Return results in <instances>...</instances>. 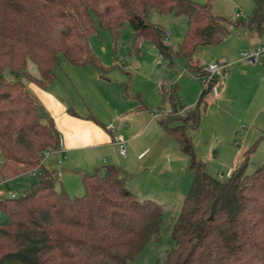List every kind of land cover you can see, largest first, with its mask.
<instances>
[{
	"label": "trees",
	"instance_id": "trees-1",
	"mask_svg": "<svg viewBox=\"0 0 264 264\" xmlns=\"http://www.w3.org/2000/svg\"><path fill=\"white\" fill-rule=\"evenodd\" d=\"M253 2L248 17L231 22L192 0H0V176L39 172L22 195L0 197V264H128L161 228L160 206L138 199L112 165L83 173L79 195L54 189V171L42 166L37 153L58 150L59 137L25 81L44 88L62 62L100 68L89 36L104 29L115 42L125 24L131 49L148 39L168 54L164 31L147 19L149 10L184 17L175 55L186 61L197 46L218 44L230 26L264 36V0ZM27 59L37 77L25 70ZM4 69L11 78L3 76ZM193 74L200 77L202 71ZM213 81L201 84L196 103L183 114L175 113L176 91L170 88L171 112L158 119L192 173L170 230L173 245L165 264H264V162L244 172L250 146L228 177H213L185 134L197 127L199 106L207 103Z\"/></svg>",
	"mask_w": 264,
	"mask_h": 264
},
{
	"label": "rangeland",
	"instance_id": "rangeland-1",
	"mask_svg": "<svg viewBox=\"0 0 264 264\" xmlns=\"http://www.w3.org/2000/svg\"><path fill=\"white\" fill-rule=\"evenodd\" d=\"M192 1L200 4L206 3L213 14L231 22L236 20V12L241 13V17H248L254 6L253 0ZM170 18L174 20L173 25L169 22ZM147 19L167 32L169 37L162 39V45L169 47L168 54L158 51L148 39H142L135 52L129 46L130 29L126 24L115 42L106 30L99 29L89 36L88 42L94 55L106 71L94 66H88L86 70L97 69L99 78L103 74L109 79L104 83L105 93L100 92L97 88L92 92V96L91 88L88 86V88L81 87L83 94H78L79 88L75 83L77 80L69 68L78 69L65 62L55 67V79L47 83L46 86L53 88L55 84H63V86L68 85L69 87L73 83L74 88L71 95L74 97V101H80L79 107L82 113H87V109H84L86 105L90 107L91 112L109 113L112 106L116 108L115 103L112 102L115 98L120 102L117 111H121L129 105V102L131 103L132 95L136 94L144 104V109L140 110L139 116L146 115L150 119L156 118L154 119L156 122L171 112V108L168 106L170 88H175L176 91L177 111L175 113L183 114L182 110H188L194 106L202 87L200 77L194 75L193 71H196L197 68L202 71L210 62L217 61L219 58H224L227 62L238 58L240 52L246 48V45L241 43L238 38L239 35L243 36L245 27L230 26L222 41L216 45L197 46L190 60L186 61L175 55L176 44L185 31L183 17L159 14L149 10ZM251 36L254 41L262 38L255 32H252ZM159 55L161 59L157 61ZM240 60L241 65L239 66L242 67L237 68L232 65L231 69H243V75L235 77V80L228 85L224 97L218 101H213L209 93L207 103L199 106V123L195 128L198 129L188 127L185 130V134L191 140L195 157L203 159L201 161L204 162L208 159L206 170L213 177L220 173L223 175L225 172V168L221 167L228 165V162H225L226 149L228 151L231 148L246 150L252 146L244 169L245 173H251L255 167L264 162L263 89L262 85L254 82V72L245 67L251 66V64ZM25 70L31 76H38L35 65L29 59L26 60ZM106 72L108 75L104 74ZM2 74L6 79L12 76L7 69H4ZM85 84L83 82L84 86ZM124 86H126L128 96L123 94ZM25 87L31 92L26 81ZM77 95L81 96V99H78ZM106 100L111 102L109 109L106 108ZM178 108L183 109L179 110ZM152 109H169L170 111L165 115L153 117L148 112ZM149 130L150 127L146 128L144 138ZM243 136L246 138V142ZM162 138L165 143L160 140L157 142L151 140L147 145L149 152L145 155L144 161L151 159L154 167L146 169L142 173L136 190H129L138 199H150L160 206L161 228L158 236L148 239L135 256L128 261V264H165V252L173 245L170 230L179 212L182 198L188 191L192 180V173L187 167L186 155L180 151L172 138L166 134ZM42 152H38L37 155L40 156ZM52 158L44 159L42 163L45 168L54 170L57 167ZM1 160L0 155V163ZM37 174L19 173L7 178L5 183L0 176V192H11L15 197H18L29 188L30 184L37 181ZM71 174L66 180L60 179L62 186L67 187L63 191L69 196L79 195L82 193L80 174L78 175V170ZM53 187L57 192L60 190L57 177H53ZM2 218L0 213V219Z\"/></svg>",
	"mask_w": 264,
	"mask_h": 264
},
{
	"label": "crops",
	"instance_id": "crops-1",
	"mask_svg": "<svg viewBox=\"0 0 264 264\" xmlns=\"http://www.w3.org/2000/svg\"><path fill=\"white\" fill-rule=\"evenodd\" d=\"M169 22H171L172 25L174 24V20L172 18L169 19ZM245 29L246 30L244 31L243 36L239 35L238 38L241 43L246 45V48L264 41V36H262L260 40L254 41L251 36V33L254 31L246 27ZM136 50L134 51L136 52ZM239 58L240 57L228 60L230 68L221 87L218 88L219 91L217 90V94L212 96L213 101H218L224 97L226 90L228 89V85L235 80L236 76L239 77L238 75H243V69H231L232 65L237 66V68L242 67L239 66L241 65V60ZM224 60L227 62L226 59ZM88 66L93 65L75 66L78 70L69 68L71 74H73L74 78L77 80L75 81L76 86L79 88L77 93L81 94V87L88 88V86L91 88V95L94 89L97 88H99L100 92L105 93L103 90L106 89L104 87V83H106L109 79L103 74L100 75L99 78L97 76V69L102 71L106 70L103 66L100 68L94 66L97 69L89 68L90 70H86L88 69ZM245 67L254 72L253 80L254 82L262 85L264 97V57H260L258 61L251 64V66ZM104 74L106 75L107 72ZM83 82L86 83L85 86L83 85ZM27 86L34 99L41 107L43 116L51 119L59 137L60 146L58 151L43 157L41 163L44 159L53 157V163L54 165H57V167L54 170H48L54 171L53 177H57L60 189L67 188L66 186H62L60 179L66 180L72 175L71 173H75V170H78V175L80 174L81 176L83 173H90L104 165H112L118 168L120 175L123 177V184L128 190H136L138 188L140 183L139 178H141L142 173L146 169L154 167L151 159L144 161L145 155L149 152V147L147 145L151 142V140L156 142L157 140H160L162 143H165L162 138L165 133L159 125L158 120L155 122L154 119L156 118L150 119L146 115H144V117L139 116L140 110L144 109V104L138 95H132L131 103L129 102V105L121 111H117L120 106V102L117 98H115L112 102L115 103L116 108L113 106L110 108L111 102L107 100L105 101L106 108L111 109L109 113H98L96 111L91 112L90 107L87 105L85 106L86 108H84L85 110L87 109V113H82L79 107L81 104L80 101H74V97L71 95L72 89L74 88L73 83H71L69 87L68 85L65 87L63 84H55L53 88L50 86L40 88L31 82H27ZM126 90V86H124L123 94L128 96L129 94ZM77 98L81 99V96L77 95ZM182 109L183 108H180L179 110ZM108 125L111 127L107 128ZM148 127H150L149 133L144 138V132ZM117 136H120L124 141V156H120L117 152V147L114 142ZM241 151L244 152L245 150H243V148H231L229 151L227 149L225 150V162H228V165H226L227 167H225V165L221 167L225 168V172L240 163L243 156ZM58 159L60 160L59 162H57ZM207 161L208 159L206 162ZM206 162H204L205 170ZM58 172L59 176H57ZM23 173L25 174L26 172ZM33 173L37 174L38 170H34ZM207 173L209 174V172ZM1 180L5 183L7 178H2ZM10 194L11 192H0V195L5 197H9ZM12 194L14 195V193Z\"/></svg>",
	"mask_w": 264,
	"mask_h": 264
},
{
	"label": "built area",
	"instance_id": "built-area-1",
	"mask_svg": "<svg viewBox=\"0 0 264 264\" xmlns=\"http://www.w3.org/2000/svg\"><path fill=\"white\" fill-rule=\"evenodd\" d=\"M241 13L236 12V16L241 17ZM168 36L167 32L163 33V39H166ZM240 59L253 64L258 61L260 57H264V41L254 45V46H249L245 48L242 52H240ZM161 59V56L159 55L157 57V61ZM229 68V63L226 62L224 59H218L217 61L210 62L204 70H202V75L200 76V83L204 84L206 81L213 79V84L211 86L210 94L211 96H215L217 94V89L221 87L223 83V78L226 76ZM169 109H152L149 110V114L153 117L165 115L169 112ZM111 126L108 125L107 128H110ZM116 147H117V152L120 156H124L125 154V149H124V141L120 136H117L114 140ZM56 151H43L41 154V160L43 157L49 155L50 153L57 152ZM40 160V162H41ZM60 160L58 159L57 162ZM231 172V169H228L223 175L218 174V178L222 177H228ZM29 174H32L33 172L30 171L28 172ZM57 176H59V172L57 173ZM1 197V195H0ZM9 197H14V195L11 193Z\"/></svg>",
	"mask_w": 264,
	"mask_h": 264
}]
</instances>
